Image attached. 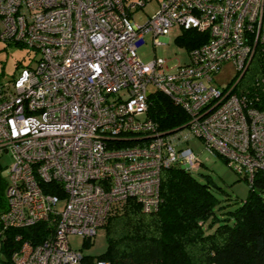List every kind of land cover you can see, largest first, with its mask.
I'll use <instances>...</instances> for the list:
<instances>
[{
	"label": "built area",
	"instance_id": "2783aa9c",
	"mask_svg": "<svg viewBox=\"0 0 264 264\" xmlns=\"http://www.w3.org/2000/svg\"><path fill=\"white\" fill-rule=\"evenodd\" d=\"M139 2L0 0V38L41 52L35 65L0 82V155H11L0 241L7 228L52 226L36 244L22 240L12 264H109L85 262L68 236L80 235L82 244L131 196L155 210L161 170L200 162L192 137L250 179L264 167L263 100L234 90L255 47L264 53V0H160L142 24L127 11ZM174 25L208 37L175 67L140 59L144 33L161 41ZM227 60L239 75L217 86L213 74ZM154 90L182 106L185 124L159 128L148 115ZM48 182L62 195L44 190Z\"/></svg>",
	"mask_w": 264,
	"mask_h": 264
},
{
	"label": "trees",
	"instance_id": "16d2710c",
	"mask_svg": "<svg viewBox=\"0 0 264 264\" xmlns=\"http://www.w3.org/2000/svg\"><path fill=\"white\" fill-rule=\"evenodd\" d=\"M146 1L127 8L129 15ZM207 37L206 31L190 27L181 28L175 40L189 52ZM252 54L234 90L257 94L264 103L261 90L264 81L260 82L264 75L262 46L257 45ZM244 77L247 78L245 83L242 82ZM148 115L158 121L162 130L177 128L188 120L182 106L158 90L150 93ZM118 143L124 145L132 141ZM214 156H220L228 164L224 155L215 153ZM1 169L0 163V173ZM192 169L168 165L161 170L160 201L155 210H143L133 196L122 201L102 225L105 250L96 256L82 254L85 262L103 258L109 264H264V167L255 169L252 179L234 169L239 179L248 182V191L241 198L226 196L223 199L213 190L211 178L206 176L204 181L200 180ZM45 185L44 190L58 191L62 195V189L58 190L54 183ZM5 186L6 179L0 174V211L6 208ZM217 187L216 190L225 192ZM51 228L50 222L37 221L33 225L4 229L0 254L12 264L10 254L22 240L36 244L48 236ZM16 234L21 239H15ZM82 245L90 246L91 238H85Z\"/></svg>",
	"mask_w": 264,
	"mask_h": 264
},
{
	"label": "rangeland",
	"instance_id": "374dc122",
	"mask_svg": "<svg viewBox=\"0 0 264 264\" xmlns=\"http://www.w3.org/2000/svg\"><path fill=\"white\" fill-rule=\"evenodd\" d=\"M160 0H147L142 6L132 9V18L135 23H144V21L153 14L159 7ZM2 26L0 20V28ZM1 30V29H0ZM181 28L174 25L172 30L161 37V41H154L151 31L144 33V42L137 46V54L143 61H150L154 57L164 58V64L167 67H175V65L187 62L188 52L184 45L179 44L175 40V36L179 34ZM41 52L32 48L29 45H24L18 41L1 39L0 38V82L14 78L21 66H28V64L35 65ZM213 74L212 83L217 86H224L230 81H236L237 75L236 67L231 60L223 62ZM257 76V75H255ZM254 76V77H255ZM247 77V75H246ZM247 78H243V83ZM152 88V86L150 87ZM188 145L193 146V150L198 155L200 162L193 165L192 173L200 180L206 179V176L211 178L213 190L220 198L231 196L232 198L238 196L244 197L248 191V182L240 178L235 173L233 167L226 164L220 156H213L206 149L202 147L203 142L197 137H192L188 141ZM0 163L2 165L1 175L7 178V171L11 163V155L4 152L0 155ZM202 163V164H200ZM217 186L222 187L225 192L216 190ZM62 204L59 202L58 206ZM69 245L82 252V254H90L96 256L106 248L105 232L102 227L98 228L96 234L91 236V245L84 247L81 244L82 238L80 235L72 233L68 236ZM0 254V264H10L9 261L3 259Z\"/></svg>",
	"mask_w": 264,
	"mask_h": 264
}]
</instances>
